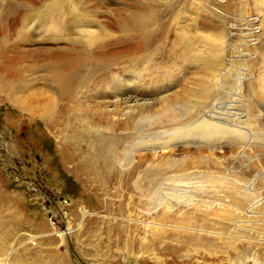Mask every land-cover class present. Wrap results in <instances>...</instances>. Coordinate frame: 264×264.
Wrapping results in <instances>:
<instances>
[{
	"label": "rangeland",
	"instance_id": "1",
	"mask_svg": "<svg viewBox=\"0 0 264 264\" xmlns=\"http://www.w3.org/2000/svg\"><path fill=\"white\" fill-rule=\"evenodd\" d=\"M50 1L26 0L27 5L21 6L24 13L32 6L31 14L38 18ZM58 1L65 3L67 10L71 4L78 6L80 12L91 11L89 15L98 22L93 31L99 38L96 41L100 42L91 49L111 52L105 54L108 66L101 72L92 73L91 67L95 65L87 62L76 97L71 101L61 98L53 86L52 65L58 60L52 64L49 54L63 48L69 50L68 56L76 49L88 53L85 41L78 40L77 33L84 28L79 22L65 23L61 31L45 26L35 31L51 38L56 32L72 34L76 39L73 47L62 40L36 41L32 46L36 48L34 57L16 60L17 54L11 53L13 59L3 64L5 72H0V239L6 242L3 258L6 257L8 264H238V255L232 250L225 253L214 239L207 241L212 243L214 250L208 258L205 250L188 259H184L182 251L177 259L170 251L165 254L156 249L147 252L152 257L155 254V259H150L141 252V238L145 233L130 232V228H126V224L137 222L128 223L127 219L123 223L118 219L119 200L114 190L95 188L101 186L97 178H104L101 167L89 170V175L85 173V166L91 169L92 166L82 161L81 153L76 161L66 166L54 161L57 156L78 148V152L87 154L89 139L86 142L83 122L112 123V115L103 114L97 103L109 102L112 99L109 94L119 97L117 93L126 88L131 89L129 96L148 94L145 101L133 97L126 100L130 106L144 102L160 105L164 97H169L165 104L173 107L178 117L185 115L184 111H189L188 107L202 98L206 105L194 114L210 113L215 103L236 105L241 102L240 109L255 116L254 95L249 92L257 90V70L263 63L256 40L262 31L259 6L254 0H149L155 13L151 24L146 31H130L129 12L119 16L113 10L116 6L113 3L118 0ZM78 1L82 4L76 3ZM142 1L132 0L131 11L144 9ZM246 18V25L242 24ZM194 21L200 25L198 28ZM20 33L0 32V45L10 46ZM150 76L162 77V81L151 83ZM241 78L246 80L243 82L249 81L244 84L245 92L241 91ZM115 79L120 86L113 92L110 85ZM237 84L240 93L236 100ZM101 94L106 98L100 97ZM91 95H97L96 102L90 101ZM113 109L110 106L109 110ZM219 113L225 114L224 111ZM253 121L257 123L258 120ZM135 124L136 119L130 120L128 131ZM173 126L166 123L159 130L173 129ZM261 127L264 128V121ZM73 136L77 143L71 140ZM95 136L96 132L90 135L91 138ZM176 145L174 155L177 157L225 161L235 173H260L255 188L263 193L264 200L263 140H251L241 148L228 145L222 150L184 146L182 141ZM106 202L113 205L107 208ZM120 227L125 230L123 235ZM254 245L243 243V248L240 246L241 252L250 257L247 264H253V260L264 264V242L255 241Z\"/></svg>",
	"mask_w": 264,
	"mask_h": 264
},
{
	"label": "bare ground",
	"instance_id": "2",
	"mask_svg": "<svg viewBox=\"0 0 264 264\" xmlns=\"http://www.w3.org/2000/svg\"><path fill=\"white\" fill-rule=\"evenodd\" d=\"M89 1L85 0V3ZM131 1L118 0L113 3L116 5L113 10L116 14L119 13V16L129 12V15L127 14L129 30L146 31L155 14L150 2L143 0L141 3L144 9L135 12L130 9ZM254 2L261 12L258 16L261 17L259 23H261L262 31L259 30L261 32L258 38L256 36V40L259 42L258 48L263 55L262 66L257 70V90L253 92L251 89L249 92L254 95L253 110L257 115L253 116L242 111L241 102L236 105L233 102H227L224 105L215 103L210 113L194 114L193 112L200 109L202 111L205 107L206 104L202 98L193 101V106L188 107L189 111L186 109L184 111L186 114L178 117L177 111L165 104L169 97H164L160 105L157 102L150 104L144 102L130 106L126 100H130L133 96H129L131 89L126 88L121 93H117L119 97L116 98L115 94H109L112 98L109 102L103 105L100 102L97 103V108L102 110L103 114L112 115V123L106 125L102 121L83 122L86 142L89 139L86 155L83 151L78 152L79 148H75L77 151L55 157V163L66 166L76 161L78 154L81 153L82 161L92 166V169L85 166L88 169H85V173L88 175L90 171L99 170L101 167L100 170L104 171V178H96L102 187L99 185L100 187L95 186V188L114 190V195L119 200L116 206L119 212L118 219L123 223L127 219H129L128 223L132 220L137 222L135 225L126 224V228H130V232L132 230L145 233V236L141 238L143 240L141 241V252L150 259H153L155 254L152 257V254L147 252H153L156 249L165 254L166 251H170L174 254L171 255L177 259L180 258L182 251V256L185 255L184 259L206 251L207 253L204 254L208 258L214 250L212 243L207 241L214 239L221 244L225 253L232 250L238 255L240 258L238 264H247L250 257L247 253L241 252L244 246L241 245L247 243L249 246H255V241L264 242V203L261 204L264 201L263 193L261 194L255 188L260 173H235L229 170L230 164L228 166L225 161L200 160L191 156L177 157L174 155L176 144L181 141L186 146L205 147L210 150L216 148L222 150L228 145L241 148L243 144H248L251 140L264 141L262 133L264 128L261 127L264 121V0H254ZM21 5H27L26 0H0V32H21L10 46L0 45V72L4 73L3 64L13 59L11 53L17 54L16 60L34 57L36 48L32 49V46L36 41L62 40L69 42L72 46L73 41L76 40L72 38V34H66V32H56L52 38L40 36L35 33L39 27L45 26L49 30L61 31L65 23L71 25L79 22L84 28L77 33L78 40H84L90 51L86 53L76 49L68 56L69 50L63 48L49 54L52 64L58 60L52 65L53 86L61 98L71 101L76 97L81 84V73L88 61L95 65L94 68L91 67L92 73L101 72L108 66L105 54L111 50L105 53L91 49L99 39L93 31L98 26L97 20L89 15L91 11L85 9L80 12L78 6H70L71 4L67 10L64 8L65 3L63 5L62 1L58 0L50 1L49 5L39 12L38 18L36 14H31L32 6H28L24 13ZM242 22L246 25L247 18ZM194 26L198 28L200 25L195 22ZM97 43L100 44V42ZM25 46L30 48L23 49ZM247 72L248 69L244 71L243 77ZM154 77L150 76L151 83L162 81V77ZM106 81L110 82L111 78ZM243 81L246 80L241 78V91H244V84L249 82ZM0 84L2 85L1 79ZM119 86L120 83L116 79L110 85L113 92ZM235 93L237 100L240 93L238 84ZM147 95L145 93L133 98L145 101ZM96 96L91 95L90 101L96 102ZM100 97L106 98V95L101 94ZM110 106L114 107L111 111ZM220 111H224L225 114L219 113ZM116 114L120 116L116 117ZM196 116H199L198 120ZM187 118L189 119L186 120ZM134 119H136V124L132 130L128 131L127 124ZM255 119L259 122L255 123L253 121ZM185 120L187 123H184ZM166 123L174 124L173 129L159 130ZM92 132L97 133L95 138L90 137ZM74 136L71 140L77 143V138L74 139ZM102 193L105 194V192ZM97 194L94 195L98 197ZM87 195L88 198L92 197ZM111 205L106 202L104 206L109 208ZM97 206L100 208L99 203ZM123 230L122 227L119 228L122 235ZM134 241L131 240V243ZM5 250L6 242L0 239V264H8L6 257L3 258ZM252 262L258 264L256 260Z\"/></svg>",
	"mask_w": 264,
	"mask_h": 264
}]
</instances>
